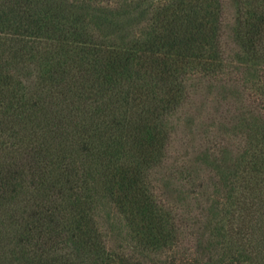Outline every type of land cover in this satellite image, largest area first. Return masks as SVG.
<instances>
[{"label":"trees","instance_id":"16d2710c","mask_svg":"<svg viewBox=\"0 0 264 264\" xmlns=\"http://www.w3.org/2000/svg\"><path fill=\"white\" fill-rule=\"evenodd\" d=\"M72 1L77 8L72 2L69 4L79 10L82 0ZM121 1L127 0L116 3ZM161 2L150 33L108 50L86 14L78 10L77 18L70 21L71 11L62 16L61 11L40 16L34 11L33 0H0V202L9 205H0V264H144L129 251L112 250L99 227L92 225L91 217L96 215L99 204L93 186L87 182L86 169L79 172L73 163L63 159L56 162L58 167L50 169L55 163L48 159L45 142H27L22 151V139H17L19 131H10L13 114L7 110L12 109L8 103L22 109L39 107L40 101L42 105L54 103L56 94V103L72 104L77 98L91 105L89 110L101 105L114 112L106 126H110L114 140L125 137L135 158L132 165L119 164L118 155L125 152L124 148L118 146L121 151L113 153L112 145L108 151H99L113 177L115 204L124 215L137 250L164 257L159 264H210L201 257L204 242L199 229L191 236L184 234L186 218L169 205L166 191L162 193L159 187L152 186L151 177L157 166L166 163L169 118L190 96L188 82L193 79L199 84L205 81L225 87L236 86L244 79L238 76L242 71L225 57L221 45L222 0ZM239 6L242 42L252 57L260 60L257 52L264 50V0H239ZM40 52L51 55V83L62 80L61 87L51 91L49 97L41 90L24 100L17 96L21 84L17 80L18 69L41 59ZM89 54L98 58L97 63L100 59L101 72L88 85L89 96L83 98L86 90L79 80L89 81V68L83 62ZM224 79L227 84H222ZM246 82H251V78ZM76 83L77 87L80 84V91ZM239 101L236 108L222 111L226 130L220 127L222 132L214 135V149L202 164L215 165L216 169L222 162L234 165L241 159L247 173L244 186L252 189L251 182L264 181V134L259 138L257 153L247 149L246 144L244 149L236 146L234 129L250 113L264 116V75L245 88ZM28 117L31 116L27 114ZM56 117L57 125L62 124V115ZM36 123L42 126L46 122L37 118ZM245 136L249 145L253 137L247 132L242 136L243 142ZM21 158L35 177L31 185L38 179L39 188L16 187L19 169L24 166ZM108 162L114 165L112 169ZM196 169L193 174L197 177ZM197 186L205 190L202 180ZM19 195L23 197L21 201L25 200L23 206L15 205L19 201L13 200ZM201 220L198 217L194 222L198 225ZM240 224L245 227V219ZM191 241L193 244L188 247ZM251 256L247 249L238 258L231 257L227 264L252 263Z\"/></svg>","mask_w":264,"mask_h":264},{"label":"rangeland","instance_id":"374dc122","mask_svg":"<svg viewBox=\"0 0 264 264\" xmlns=\"http://www.w3.org/2000/svg\"><path fill=\"white\" fill-rule=\"evenodd\" d=\"M116 1L118 0H82L78 3L79 10L72 0H33V4L35 13L40 16H53L59 11H61L59 16H62L71 11L73 15L71 14L69 20L72 21L77 18L78 11L86 14L96 34L110 50L150 33L156 9L163 0H127L119 3ZM239 10V0H222L221 45L225 57L227 56L231 63L242 71L238 76L244 80L236 86L225 87L205 81L199 84L193 79L188 82L190 96L169 118L171 129L170 142L164 154L167 156L166 163L157 166L151 177L152 186L159 187L162 193L166 191L165 196L169 205L175 206L177 213L186 218L188 226L184 234L191 236L193 231L199 229L198 232L204 242L201 257L210 264H227L231 257L238 258L239 254L247 253V249L251 257H254V262L247 261V264H264V181L258 184L253 181L252 189L246 188L243 178L247 177V173L245 162L241 159L234 165L222 162L216 169H213L215 165L209 167L202 164L203 159L208 158L207 155L214 149L216 142L214 139L217 140V136L214 135L218 134L220 127L221 130H226L224 126L227 125V120L222 111L226 108H236L245 88L253 86L264 75V50L260 48L261 50L257 52L260 60H255L247 51L242 42ZM2 37L0 34V43L3 42ZM39 56L41 59L35 63L18 69L17 80H20L21 84L17 96H22L24 100L41 90L43 95L49 97L51 91L61 87L62 80L51 83L50 69L53 64L51 55L40 52ZM97 59L89 54L83 61L85 67L89 68L87 71L89 81L79 80L86 90L83 98L89 96L88 85L100 75V59L99 63ZM250 78L251 82L247 83L246 80ZM227 83L228 80H222V84ZM77 84L75 87L80 91V84L78 87ZM228 87L233 90H228ZM246 93V97L249 98V90H246ZM53 97L54 103L47 105L43 103L45 107L41 101L39 107L23 109L18 108L16 104L8 103L12 109L7 110L13 114L9 129L12 127L11 132L19 131L17 139H22L20 143L22 151L27 147V142L38 141L39 144L45 142L44 148L48 152V159L55 163L50 169L58 167L59 164L56 162L61 159L65 163H73L79 172L86 169L87 182L93 186L99 204L96 215L91 217L92 225L94 228L99 227L100 233L108 240L109 247L115 251H129L134 254V259L144 264H159L160 261H164L162 256L137 250V244L130 238L132 233L130 234L124 215L115 204L113 177L108 173L109 169L99 149L106 151L113 145L112 149H115L113 153H118L121 151L118 146L124 148L125 152L118 155L117 161L126 165H132L135 153L125 144V137L122 136L125 134L120 135L122 137L118 141L114 140L115 135L111 134L112 131L108 128L110 126H106L114 112L101 105L97 109L92 107L89 110L88 106L91 105L84 104L82 99L77 98H74L72 104L67 101L56 103L58 94ZM244 103L251 104L246 101ZM27 114L31 117L27 118ZM56 115H62V124L57 125ZM37 118L45 119L46 123L36 126ZM112 130L116 131V128L113 127ZM234 132L236 146L239 149H244L243 146L246 144L247 149L257 151L260 148L259 138L262 133L264 134V116L248 114L241 120L240 126L237 124ZM247 132L253 137L249 145L248 137L244 138L246 142L242 139ZM5 139L12 140L8 136ZM249 157L247 155L246 160ZM21 163H24V166L19 169L21 175L16 187L20 188L21 185L28 190L34 189L35 186L39 188L38 179L31 185L35 177L32 176V169L26 164L25 159L21 158ZM108 163L112 169L114 165ZM194 169L197 170V177L193 174ZM200 180L204 183L205 190H200L197 186ZM22 196L27 198L24 194ZM22 196L13 197L15 202L19 201L15 205L25 204V200L21 201ZM0 205L3 208L9 206L7 202H0ZM241 207L244 208V212ZM198 217H202L203 222L197 225L194 220L197 222ZM242 219H245V227L240 224ZM192 244L191 241L188 247Z\"/></svg>","mask_w":264,"mask_h":264}]
</instances>
